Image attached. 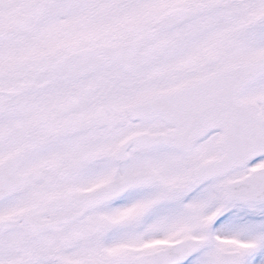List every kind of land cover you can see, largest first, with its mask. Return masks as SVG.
I'll return each instance as SVG.
<instances>
[{
    "label": "snow or ice",
    "instance_id": "1",
    "mask_svg": "<svg viewBox=\"0 0 264 264\" xmlns=\"http://www.w3.org/2000/svg\"><path fill=\"white\" fill-rule=\"evenodd\" d=\"M0 264H264V0H0Z\"/></svg>",
    "mask_w": 264,
    "mask_h": 264
}]
</instances>
